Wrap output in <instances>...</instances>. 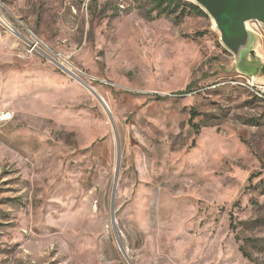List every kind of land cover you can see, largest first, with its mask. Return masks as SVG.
<instances>
[{"label": "rangeland", "instance_id": "rangeland-1", "mask_svg": "<svg viewBox=\"0 0 264 264\" xmlns=\"http://www.w3.org/2000/svg\"><path fill=\"white\" fill-rule=\"evenodd\" d=\"M164 1L0 0V264H264V99Z\"/></svg>", "mask_w": 264, "mask_h": 264}, {"label": "water", "instance_id": "water-1", "mask_svg": "<svg viewBox=\"0 0 264 264\" xmlns=\"http://www.w3.org/2000/svg\"><path fill=\"white\" fill-rule=\"evenodd\" d=\"M213 20L216 30L224 47L235 57L236 70L250 77L263 75L264 61L262 60V43L260 37L250 27L251 22H257L264 27V0H193ZM51 62L66 71L69 75L78 77L62 63L43 53ZM90 92L103 104L115 128L111 113L103 99L91 87ZM120 162V146L118 144V164L116 170L114 192L117 183ZM112 209V222L114 223ZM118 244L119 241L117 240ZM120 249L121 245L119 244Z\"/></svg>", "mask_w": 264, "mask_h": 264}, {"label": "built area", "instance_id": "built-area-1", "mask_svg": "<svg viewBox=\"0 0 264 264\" xmlns=\"http://www.w3.org/2000/svg\"><path fill=\"white\" fill-rule=\"evenodd\" d=\"M250 27L260 38L264 37V27L262 25H260L257 22H251ZM10 30H13L15 32V29H13V28ZM35 46H36V44L32 46V50H35ZM242 79L249 81L250 87H255V92H259V93L264 94V83H259L258 78H254V77H245L244 78L243 77ZM8 117H9V115L1 114L0 115V123L6 121V118H8Z\"/></svg>", "mask_w": 264, "mask_h": 264}, {"label": "trees", "instance_id": "trees-1", "mask_svg": "<svg viewBox=\"0 0 264 264\" xmlns=\"http://www.w3.org/2000/svg\"><path fill=\"white\" fill-rule=\"evenodd\" d=\"M156 2H157V6L159 7V6H163L164 5V3H165V1L164 0H156ZM189 6L191 7V8H193L194 10H198L199 8L196 6V5H193V4H189ZM263 75H264V70H263ZM245 254V253H244ZM246 255V254H245Z\"/></svg>", "mask_w": 264, "mask_h": 264}, {"label": "bare ground", "instance_id": "bare-ground-1", "mask_svg": "<svg viewBox=\"0 0 264 264\" xmlns=\"http://www.w3.org/2000/svg\"><path fill=\"white\" fill-rule=\"evenodd\" d=\"M242 84H243V83H242ZM243 85H244V84H243ZM258 96H259L260 98L264 99V94H263V93H259V92H258ZM6 119H9V117L6 118Z\"/></svg>", "mask_w": 264, "mask_h": 264}]
</instances>
